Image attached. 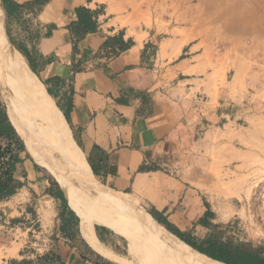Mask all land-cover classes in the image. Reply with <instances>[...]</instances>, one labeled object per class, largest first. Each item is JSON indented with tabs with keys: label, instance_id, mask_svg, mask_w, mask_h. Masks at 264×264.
I'll use <instances>...</instances> for the list:
<instances>
[{
	"label": "crops",
	"instance_id": "0c3cea01",
	"mask_svg": "<svg viewBox=\"0 0 264 264\" xmlns=\"http://www.w3.org/2000/svg\"><path fill=\"white\" fill-rule=\"evenodd\" d=\"M29 2L7 0L16 8L8 16L0 0L7 37L43 85L95 181L103 189L142 199L149 205L144 212L160 225L157 218L180 232L197 234V243L204 240L211 224L224 221L171 172L182 164L203 127L196 100L202 80L197 43L160 36L125 14L111 13L103 0H47L34 6ZM85 10L92 24L89 30L79 25ZM112 38L127 45L115 50ZM9 101L20 108L26 104L7 101L0 90V118L9 122L0 129V144L10 141L2 131L11 127L24 149L17 150L19 161L13 170L20 186L0 204L29 195L50 199L56 208L41 211L40 225L50 234L44 244L62 264H123L100 254L82 236L78 214L60 184L26 149ZM26 121L29 127L36 125ZM99 225H94L97 237L111 247L116 242L113 230ZM250 260L260 264L258 257Z\"/></svg>",
	"mask_w": 264,
	"mask_h": 264
},
{
	"label": "rangeland",
	"instance_id": "374dc122",
	"mask_svg": "<svg viewBox=\"0 0 264 264\" xmlns=\"http://www.w3.org/2000/svg\"><path fill=\"white\" fill-rule=\"evenodd\" d=\"M103 1L111 13L125 14L135 23L152 27L160 36L180 37L181 44L197 43L202 80L196 86V100L202 109L203 127L183 156L182 164L167 172L181 179L201 197L206 208H212L218 219L224 221L211 224L207 237L228 247L231 257L243 253L264 254V81L261 80L264 69L252 63L245 52L236 53L228 34L217 30L210 15H203L200 8L195 9L187 2L170 4V0H166L155 6L153 0ZM135 2L141 3V11L136 15ZM3 30L6 33L4 19ZM7 41L11 43L8 37ZM246 42L243 41L244 46ZM234 64L241 70L238 76H234V70L228 71ZM10 77L12 79V72L0 58V90L5 99L28 102L29 95ZM9 103L12 116L15 109L27 130L29 144L21 137L26 149L57 180L45 164H53L59 157L44 127L37 123L34 110ZM26 118L36 125L29 127ZM64 167L70 185L80 193L78 196H88L81 191L71 167ZM95 184L104 194L128 202L119 209H108L104 216L113 219L126 232L146 239V234L137 228L136 220L138 214L149 215L144 212L149 205L142 199L103 189L96 181ZM94 205L89 202V209L94 210ZM54 208L50 199L34 195L9 198L0 204V264H27V261L45 264L40 257L50 251L44 244V237L50 234L40 225L44 223L41 214ZM185 231L192 239L198 237L197 234L191 236L190 230ZM112 234L116 242L109 248L129 257L127 239L118 232Z\"/></svg>",
	"mask_w": 264,
	"mask_h": 264
},
{
	"label": "bare ground",
	"instance_id": "6f19581e",
	"mask_svg": "<svg viewBox=\"0 0 264 264\" xmlns=\"http://www.w3.org/2000/svg\"><path fill=\"white\" fill-rule=\"evenodd\" d=\"M164 1L166 0H153L152 4L158 6ZM177 2H187L195 9L200 8L203 15H210L211 20L217 24V30L228 34L236 53L245 52L252 59V63H257L264 69V0H170V4ZM134 9L135 15L138 14L141 11V3L135 2ZM244 40L247 41L245 46ZM0 58L12 72L13 77L10 79L18 83L29 95L25 108L34 110L33 114L37 123L44 127L51 145L57 151L56 156L59 160L45 166L57 177L66 201L78 214L80 233L91 247L103 256L123 264H225L201 255L177 239L150 215L138 214L136 220L137 228L146 234V239L126 232L113 219L104 216L108 209H119L128 202L104 194L95 184L83 154L76 146L69 130L62 123L43 85L29 69L24 58L7 41L3 30L1 5ZM230 67L228 71L234 70V76L240 74L241 70L235 64ZM261 80L264 81V74ZM255 85L251 84V86ZM13 120L19 135L27 141V130L15 109ZM27 144H29L28 141ZM262 150L264 152V149ZM66 165L71 167V173L81 186V191L84 192L83 194L88 193V196L81 195L83 197L81 198L78 196L80 193L70 185L67 173H64ZM237 197L240 198V196ZM89 202L95 204L94 210L89 209ZM104 206L110 208L104 209ZM95 224L106 225L114 232L123 234L127 239L129 257L115 253L102 243L94 231ZM147 242L148 244L145 245Z\"/></svg>",
	"mask_w": 264,
	"mask_h": 264
},
{
	"label": "trees",
	"instance_id": "16d2710c",
	"mask_svg": "<svg viewBox=\"0 0 264 264\" xmlns=\"http://www.w3.org/2000/svg\"><path fill=\"white\" fill-rule=\"evenodd\" d=\"M47 0H32V2L27 3L29 6H34V4H43ZM3 5L5 7V11L7 12L8 16L13 15L15 11V7L13 5H9L7 0H2ZM17 7V5H16ZM84 18L81 19L79 25L83 26L84 29H91V22L89 18V11H84ZM81 32L78 30V36ZM111 42L116 45L115 50L123 49L127 45V43L119 42L117 38H112ZM8 124L7 118L5 116L0 118V128L1 130L4 128V124ZM3 135L10 140L6 145L2 146L0 144V201L3 200L6 196H9L15 192V189L20 186V183L17 182L13 178V170L15 168V163L19 161L17 156V150H23L24 147L20 140L15 136L14 130L10 127V130L4 129L2 131ZM12 142H14V146H12ZM61 199L64 200V197L61 195ZM158 221L165 226L169 231H171L174 235H176L179 239L187 243L193 249L199 251L200 253L204 254L205 256L224 262L226 264H257L250 260L253 257L260 258V264H264V256L260 257L263 254H255V253H243L238 255L237 257H231L229 248L221 245L216 240L206 237L201 242L197 243L194 239L189 237L184 232H180L179 230L175 229L171 223L167 222L166 220L157 218ZM40 260H43L42 263L45 264H62L58 260L57 256L53 253H46ZM27 264L30 262L27 261ZM259 264V263H258Z\"/></svg>",
	"mask_w": 264,
	"mask_h": 264
}]
</instances>
